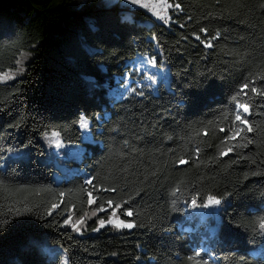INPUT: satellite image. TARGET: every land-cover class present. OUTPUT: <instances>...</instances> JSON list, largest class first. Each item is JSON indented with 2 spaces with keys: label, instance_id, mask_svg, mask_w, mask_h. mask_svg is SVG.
<instances>
[{
  "label": "trees",
  "instance_id": "obj_1",
  "mask_svg": "<svg viewBox=\"0 0 264 264\" xmlns=\"http://www.w3.org/2000/svg\"><path fill=\"white\" fill-rule=\"evenodd\" d=\"M101 2L76 8L73 0H0V73L33 52L21 77L0 81V157L31 141L29 159L0 168V228L7 224L0 264H21L34 240L56 249L37 248L43 264H264V98L239 97L252 105V133L223 142L228 132L220 131L233 126L232 96L241 85L264 89V0H168L183 11L170 9L167 25L144 10ZM85 42L98 52L89 54ZM141 53L156 55L167 78L138 96L131 88L149 83L129 63ZM117 78L132 81L123 97L110 94L127 84ZM81 117L92 142L84 140ZM53 132L85 149L80 160L66 161L81 172L67 180L57 181L56 168L34 155L44 152L39 136ZM89 176L95 189L85 184ZM196 191L229 201L227 232L218 216L214 236H200L183 202ZM108 200L127 201L134 215L118 217L137 227L94 232L97 219L110 215L99 211ZM68 216L84 219L80 235L64 224Z\"/></svg>",
  "mask_w": 264,
  "mask_h": 264
},
{
  "label": "snow or ice",
  "instance_id": "obj_2",
  "mask_svg": "<svg viewBox=\"0 0 264 264\" xmlns=\"http://www.w3.org/2000/svg\"><path fill=\"white\" fill-rule=\"evenodd\" d=\"M113 0H106V3L111 4ZM125 5H127L130 8L138 9V10H144L146 14H150L151 17L155 18L156 20H159L163 22L164 24H169L170 17L167 15V11L169 9H174L176 11H183L181 4L175 3L170 4L168 0H124ZM189 20L192 18L189 17ZM181 28L184 27L183 24L180 25ZM93 30H95L93 28ZM201 33L207 34L208 29L207 28H201ZM219 38V33H217L215 36L212 37L213 40ZM196 39L199 40L200 36H196ZM152 41H157V37L153 35L151 37ZM84 48L89 54H96L98 52L97 49H93L90 47L86 42L84 43ZM205 46L208 48H211L213 45L210 41H205ZM24 55V54H22ZM141 63L147 66L148 70H154L151 71V75L146 77L149 80L148 85L140 84L138 87H132L131 92L138 96L144 95V87L151 86L152 84L157 83V77L159 72L162 70L157 62V56L152 55L150 57L144 58V54L141 53ZM16 63L19 65L21 64V60H17ZM19 71V69H18ZM5 76H8L10 79L14 78L11 76V73H0V80H2ZM262 80H264V77H261ZM95 85V81H91ZM251 87L249 83H245L241 85L239 91L232 96V101L234 102V119L232 121L233 126L229 127L228 129L221 128V132H228V135L224 137L223 142L227 141H235L238 137H241V133H252L253 132V126L250 123L248 117L252 114V105L246 101H242L239 97L242 95L243 97H247L249 92H251L254 95L261 96L264 98V89H257L255 87V81H251ZM125 91L128 90L130 85L124 84L123 85ZM121 97H123V93H121ZM79 126L85 131L90 132L91 125L90 122L86 121L85 117H81L79 121ZM18 127V125L14 126ZM45 136L47 133L44 134ZM207 135V133H205ZM53 137H56V143L55 147L57 149H65L69 147V145L64 144L60 139V133L59 132H53ZM88 137H86L87 139ZM245 140H247V137H244ZM251 140H248V143H251ZM31 145V141L28 143H25L23 147L25 149H28ZM8 152H12L13 149L9 148L7 149ZM233 151V147H228L225 150H223L220 155L222 156H228L229 153ZM199 153V149H197V154ZM60 153L58 152L57 155ZM24 156L21 154L20 150H17V159L13 160V163H16L17 160L23 159ZM9 157L2 156L0 157V161H3L0 163V168L4 167L7 163ZM188 161L184 159H180L179 164L185 165ZM95 177L89 176L85 179V184L88 186H91L93 189H95L94 184ZM100 191L104 192H116L117 189L111 188H101ZM181 193V189L179 187L175 188L172 195L176 196L177 194ZM88 195V204L93 205L96 203V199L93 197V192L89 191L87 193ZM184 204L189 205L193 208H199L201 210H215L216 215H219L221 218V223L223 226V230L227 232L231 226V221L227 220L226 218V212L227 208L226 205L229 203V201L224 197H218L216 195H212L210 193L205 194L203 197H201V193L196 191L191 193L190 199H185ZM128 202L125 201L120 204L114 203L112 200L107 201L108 208H105L103 205L100 206L99 211L107 212L109 209H111L110 215L108 216L107 221L103 218L98 220V227L94 228V232H99L102 228H105L107 226L114 227L116 229H133L137 227V225L133 222H126L124 219H118V213L122 211V214L126 217H132L134 215L133 210L131 207L125 208V204ZM58 205H52V208H57ZM48 215H52L51 211L48 212ZM17 223H26L25 221H18ZM65 225H70L73 229H75L77 232L81 231V229L84 227V219L81 218L80 220L73 222L72 217L68 216L67 219L64 220ZM143 226V225H141ZM4 228H7V224L4 226ZM4 228H0V231H3ZM259 228L264 231V220H262L259 224ZM39 230V229H38ZM42 235H44L42 233ZM39 240L32 241L31 248L28 254H26V257L21 261V264H43V260L41 259L39 252L37 251V248L39 247ZM61 251H65L61 249ZM204 252L203 248H200L199 250L195 251V257H200L201 254ZM194 257H189V259H193ZM197 264H209L207 260L203 261H197Z\"/></svg>",
  "mask_w": 264,
  "mask_h": 264
},
{
  "label": "rangeland",
  "instance_id": "obj_3",
  "mask_svg": "<svg viewBox=\"0 0 264 264\" xmlns=\"http://www.w3.org/2000/svg\"><path fill=\"white\" fill-rule=\"evenodd\" d=\"M85 1L86 0H73V3H74V6H76V8H78V7L82 6V4ZM116 3H119V5L121 7H128L127 5H125L124 0H113V2L111 4L106 3V0H102V2L100 3L101 4L100 7L107 8V7H109L113 4H116ZM128 8H130V7H128ZM130 9H134V8H130ZM169 10L167 11V15H168ZM156 21L161 22L159 20H156ZM161 23H163V22H161ZM22 54H24V55H21L20 58L18 59V60H21V64H19V65L16 64V68L13 70H10L11 76L14 78L10 79L8 76H5L2 80H0L2 83L13 82L23 75V72L25 70V66H26V64H28L30 62V60L33 56V52L31 50H28L26 52H23ZM144 58H147V57H144ZM141 60H142V57H138L135 60L131 61L129 63V66L131 69L136 70V72L139 76L143 75V77H144L143 82L149 83V80L146 77L150 76L151 71H154V70H148L147 66L144 65L143 63H141ZM18 69H19V71H18ZM7 73H9V71ZM166 78H167V73L165 71L161 70L158 74L157 82L160 80H166ZM123 80H126L128 85H130L132 82L131 80H128V78H121V79L117 78V81H123ZM125 92L126 91H125V89L121 83H119L117 88L110 90V94L112 96H117V97H119L121 95V93H125ZM81 130L83 132L84 140L86 142H92V137H91L90 132H85L82 128H81ZM86 137H88V138L86 139ZM56 139L57 138L53 137L52 134H47L46 136L45 135L39 136V142L41 143L44 152L43 153L42 152H35L34 155H35V157H37V159L40 162H43L45 164H52L56 168L55 178L57 179V181L67 180L71 175L79 174L81 172L78 168L70 167V164H67L66 161L69 159L80 160L82 158V155H83L85 149L82 145H69L66 143H64V144L69 145V147H67L65 149H57L55 147ZM20 151H21V154H23V156H24V158L22 160H27L30 158V154L27 150L21 149ZM58 152L60 153L59 155H57ZM8 157H9V159H8L6 164H8L11 160L17 158V152H16V154H10ZM188 210H189L190 216L196 218V224H197L196 229H198L200 236L204 240L212 238L214 236V230L217 227L218 219H219V217H218L219 215L214 214L215 210H211V209L210 210H201L199 208L193 209L191 206L188 208ZM101 218L102 217H99L97 219V222ZM117 218L120 219L119 217H117ZM72 221L76 222L78 220L72 218ZM68 226L71 227L70 225H68ZM109 227H111V226H107L105 228H109ZM111 228L114 231H124V230L129 231L130 230V229H116L114 227H111ZM73 230L78 235H80L82 232V229L79 232H77L75 229H73ZM38 248L41 251H45L47 253L54 254L56 252V249L49 248V247H43L42 245H39ZM57 251H58V253L61 252L60 250H57ZM63 262L64 263L67 262L66 257L63 258ZM136 264H143V262L140 260V258H137Z\"/></svg>",
  "mask_w": 264,
  "mask_h": 264
}]
</instances>
